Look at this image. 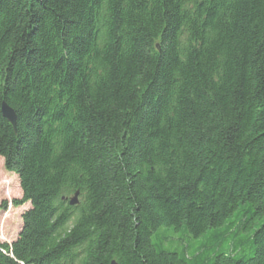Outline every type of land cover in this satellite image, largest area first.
Listing matches in <instances>:
<instances>
[{
	"label": "trees",
	"instance_id": "16d2710c",
	"mask_svg": "<svg viewBox=\"0 0 264 264\" xmlns=\"http://www.w3.org/2000/svg\"><path fill=\"white\" fill-rule=\"evenodd\" d=\"M0 159V264H264V0H0Z\"/></svg>",
	"mask_w": 264,
	"mask_h": 264
},
{
	"label": "rangeland",
	"instance_id": "374dc122",
	"mask_svg": "<svg viewBox=\"0 0 264 264\" xmlns=\"http://www.w3.org/2000/svg\"><path fill=\"white\" fill-rule=\"evenodd\" d=\"M22 198V190L17 175L8 172L4 160L0 159V240L11 244L22 229V215L31 208L29 203L15 208L12 202ZM4 203L8 208H3ZM187 241V240H186ZM175 245H171L174 249Z\"/></svg>",
	"mask_w": 264,
	"mask_h": 264
},
{
	"label": "water",
	"instance_id": "95a60500",
	"mask_svg": "<svg viewBox=\"0 0 264 264\" xmlns=\"http://www.w3.org/2000/svg\"><path fill=\"white\" fill-rule=\"evenodd\" d=\"M1 113L8 120V122L16 129V113L6 102H3L1 104ZM78 197L79 192H76V194L70 199L71 206H75L79 203ZM111 264H116V262L113 261L111 262Z\"/></svg>",
	"mask_w": 264,
	"mask_h": 264
}]
</instances>
